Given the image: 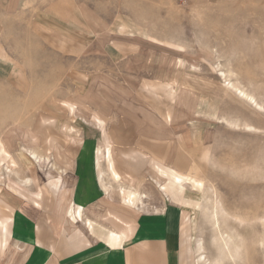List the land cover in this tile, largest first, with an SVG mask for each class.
I'll use <instances>...</instances> for the list:
<instances>
[{
	"label": "rangeland",
	"instance_id": "1",
	"mask_svg": "<svg viewBox=\"0 0 264 264\" xmlns=\"http://www.w3.org/2000/svg\"><path fill=\"white\" fill-rule=\"evenodd\" d=\"M16 207L106 242L174 209L178 264H264V0H0V219Z\"/></svg>",
	"mask_w": 264,
	"mask_h": 264
},
{
	"label": "crops",
	"instance_id": "2",
	"mask_svg": "<svg viewBox=\"0 0 264 264\" xmlns=\"http://www.w3.org/2000/svg\"><path fill=\"white\" fill-rule=\"evenodd\" d=\"M61 183L59 191L71 196L70 206L72 197L78 195L80 182L76 180L68 187L64 179ZM25 191V198L33 206H40L42 191ZM56 213V220L42 219L25 208H13L0 219V253L8 246V254L13 253L16 258L17 248V264H178L179 218L174 209L141 211L129 235L110 233L107 242L89 241L79 230L67 232V221L62 213Z\"/></svg>",
	"mask_w": 264,
	"mask_h": 264
},
{
	"label": "bare ground",
	"instance_id": "3",
	"mask_svg": "<svg viewBox=\"0 0 264 264\" xmlns=\"http://www.w3.org/2000/svg\"><path fill=\"white\" fill-rule=\"evenodd\" d=\"M229 86H231V87H234V85H233V83H231L229 80H228V83H227ZM237 90H239V94L241 93L242 95H245V93L242 91V90H240V89H237ZM252 98V97H251ZM35 156V155H34ZM61 185V184H60ZM61 187H62V185H61ZM59 190H60V188H59Z\"/></svg>",
	"mask_w": 264,
	"mask_h": 264
}]
</instances>
